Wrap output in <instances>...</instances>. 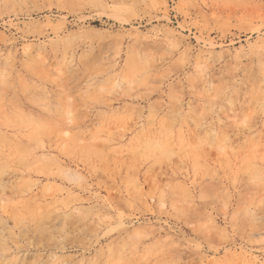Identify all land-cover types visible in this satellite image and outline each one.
Instances as JSON below:
<instances>
[{"label":"rangeland","instance_id":"rangeland-1","mask_svg":"<svg viewBox=\"0 0 264 264\" xmlns=\"http://www.w3.org/2000/svg\"><path fill=\"white\" fill-rule=\"evenodd\" d=\"M0 264H264V0H0Z\"/></svg>","mask_w":264,"mask_h":264}]
</instances>
